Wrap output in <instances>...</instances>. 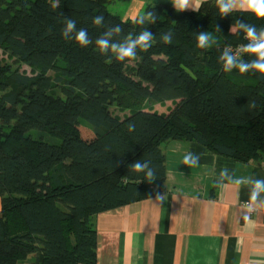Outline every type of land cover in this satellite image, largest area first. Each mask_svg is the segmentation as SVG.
Listing matches in <instances>:
<instances>
[{
  "label": "trees",
  "instance_id": "trees-1",
  "mask_svg": "<svg viewBox=\"0 0 264 264\" xmlns=\"http://www.w3.org/2000/svg\"><path fill=\"white\" fill-rule=\"evenodd\" d=\"M118 1L59 0L56 10L57 0H0V264H25L32 254L30 264H97L96 216L164 190L167 141L196 142L243 162L264 155V78L226 73L218 63L223 47L247 43L243 33L230 34L235 20L259 29L264 19L222 18L215 0L183 12L171 0H152L137 17L155 11L157 23L138 25L109 8ZM57 11L93 43L65 40ZM100 14L123 36L148 28L152 47L131 61L102 55L95 40L105 29L91 22ZM169 30L173 43L164 44ZM199 31L219 48H197ZM248 100L256 101L251 112ZM148 101L174 104L160 112L142 104ZM136 160L151 161L154 181L129 171Z\"/></svg>",
  "mask_w": 264,
  "mask_h": 264
},
{
  "label": "crops",
  "instance_id": "crops-1",
  "mask_svg": "<svg viewBox=\"0 0 264 264\" xmlns=\"http://www.w3.org/2000/svg\"><path fill=\"white\" fill-rule=\"evenodd\" d=\"M151 2L122 0L112 6L123 19H134ZM162 150L166 179L160 193H166V201L160 205L155 195L98 214L94 221L97 264H252L264 260V213H254L255 227H248L242 212L248 188L220 180L225 168L234 179H264V162L217 155L192 141L170 140ZM189 151L200 156L197 167L181 164Z\"/></svg>",
  "mask_w": 264,
  "mask_h": 264
},
{
  "label": "clouds",
  "instance_id": "clouds-1",
  "mask_svg": "<svg viewBox=\"0 0 264 264\" xmlns=\"http://www.w3.org/2000/svg\"><path fill=\"white\" fill-rule=\"evenodd\" d=\"M204 0H171L174 9L177 12H183L187 9L199 11ZM59 0L53 5L54 9L59 8ZM215 6L220 17L228 16L234 12H248L255 16L256 19H264V0H215ZM58 12V11H57ZM64 18V27L62 36L65 40H74L80 47H88L93 43L89 36L88 30L85 28H77V21L71 17L64 16L63 12H58ZM158 15L155 11H148L145 15L137 17L134 22L138 25L156 24ZM94 26L105 29L102 34L95 40V45L102 55L112 54L115 59L120 62L126 60H135L137 50L148 51L153 44L154 34L145 28L134 37L132 35L123 36V29L119 24L106 26L103 14L91 17ZM231 35L243 33L245 44L233 48L231 45L223 47L218 57V63L221 65L223 72L230 73L238 70L240 74H260L264 78V27L257 28L254 24L241 21L239 19L231 25ZM174 33L169 30L163 33L161 41L164 44L173 43ZM219 48V41L208 31L196 32V47L199 49H208L210 47ZM247 54L252 57L245 59ZM255 100H248L245 109L249 112L256 108ZM135 123L130 122L127 125L128 131L135 130ZM200 156L191 151L183 155L181 164L188 168H194L199 165ZM129 171L136 174H143L144 181L151 183L156 179V170L152 166L150 160H136L128 165ZM228 180L236 186H246L248 188V200L242 205L243 220L250 227H255L252 220L254 213H264V179L254 177L233 178L229 175L228 170L222 169L220 172V180ZM167 199L166 193H156L155 201L163 204ZM252 264H264V260L253 261Z\"/></svg>",
  "mask_w": 264,
  "mask_h": 264
},
{
  "label": "rangeland",
  "instance_id": "rangeland-1",
  "mask_svg": "<svg viewBox=\"0 0 264 264\" xmlns=\"http://www.w3.org/2000/svg\"><path fill=\"white\" fill-rule=\"evenodd\" d=\"M112 11H114L115 13H117V11H119L116 7H113V6H110L109 7ZM119 13V12H118ZM0 56H2V53L0 52ZM6 58V56H5ZM9 63H13V61L9 60L8 61ZM14 67L15 66V63L12 64ZM20 70L21 71H24L26 72L27 74H30V69L26 66V65H21L20 66ZM50 75H53L52 72L49 73ZM142 104H145L147 108H151V109H154L156 111H160V112H164L166 110H168L171 106V104H174L173 102L171 101H165L163 103H156V102H153V101H148V102H143ZM114 113L116 112L118 114V112L115 110V109H111ZM45 139L48 140V141H53L55 143H59L60 142V139L58 137H50L49 135H46L45 136ZM253 161H257V162H264V155L260 154V156L256 159H251ZM34 259V255H29L28 258L26 259V263L25 264H30Z\"/></svg>",
  "mask_w": 264,
  "mask_h": 264
}]
</instances>
